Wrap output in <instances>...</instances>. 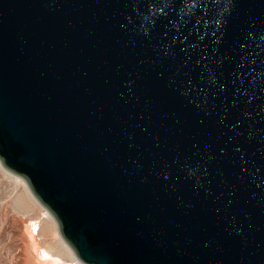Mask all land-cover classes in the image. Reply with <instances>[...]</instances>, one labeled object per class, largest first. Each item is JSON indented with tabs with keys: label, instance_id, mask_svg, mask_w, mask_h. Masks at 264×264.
<instances>
[{
	"label": "water",
	"instance_id": "95a60500",
	"mask_svg": "<svg viewBox=\"0 0 264 264\" xmlns=\"http://www.w3.org/2000/svg\"><path fill=\"white\" fill-rule=\"evenodd\" d=\"M0 161L82 264H264V0H0Z\"/></svg>",
	"mask_w": 264,
	"mask_h": 264
},
{
	"label": "rangeland",
	"instance_id": "374dc122",
	"mask_svg": "<svg viewBox=\"0 0 264 264\" xmlns=\"http://www.w3.org/2000/svg\"><path fill=\"white\" fill-rule=\"evenodd\" d=\"M15 176L0 164V264H52L39 258L41 248L80 264L62 245L58 225L42 224L46 221L42 218L44 207L23 190L21 177ZM31 220L40 225L38 235L30 234Z\"/></svg>",
	"mask_w": 264,
	"mask_h": 264
},
{
	"label": "bare ground",
	"instance_id": "6f19581e",
	"mask_svg": "<svg viewBox=\"0 0 264 264\" xmlns=\"http://www.w3.org/2000/svg\"><path fill=\"white\" fill-rule=\"evenodd\" d=\"M0 164L1 166L3 167L1 161H0ZM4 168V167H3ZM8 171V170H7ZM16 178H18L19 176L16 175L15 176ZM19 181L22 182V186H23V190L29 194L31 197H33V199L39 203L41 205V203L36 199V197L33 195L28 183L26 182L25 179L23 178H19ZM42 207H44L43 205H41ZM42 218L46 221H43L42 224H44V226H47L48 222H50V227H54V224L55 225H58L56 220L54 219V217L50 214V212L44 207V212H43V216ZM41 222V221H40ZM40 229V225L38 223V221H33L31 220L30 223H29V230H30V234L33 235V234H36L38 235V230ZM62 245L66 247V249L72 253V257H73V260L76 261V262H79L80 260L76 257L74 251L72 250V248L65 242L64 239H62L61 241ZM39 258L42 260V261H50L52 264H73L72 262H70L69 260L66 259V257H64L62 254L60 253H51L49 250L45 249V248H41L40 251H39ZM81 262V261H80ZM79 262V263H80ZM82 263V262H81ZM80 263V264H81Z\"/></svg>",
	"mask_w": 264,
	"mask_h": 264
},
{
	"label": "snow or ice",
	"instance_id": "6c2138e0",
	"mask_svg": "<svg viewBox=\"0 0 264 264\" xmlns=\"http://www.w3.org/2000/svg\"><path fill=\"white\" fill-rule=\"evenodd\" d=\"M237 151H240V149L237 147V149H236Z\"/></svg>",
	"mask_w": 264,
	"mask_h": 264
}]
</instances>
